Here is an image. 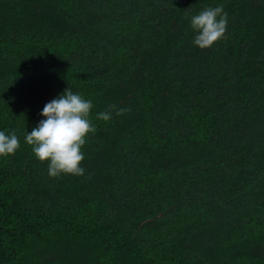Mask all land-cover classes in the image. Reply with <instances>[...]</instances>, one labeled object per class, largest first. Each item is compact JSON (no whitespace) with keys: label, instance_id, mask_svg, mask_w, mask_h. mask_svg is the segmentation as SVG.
Listing matches in <instances>:
<instances>
[{"label":"trees","instance_id":"1","mask_svg":"<svg viewBox=\"0 0 264 264\" xmlns=\"http://www.w3.org/2000/svg\"><path fill=\"white\" fill-rule=\"evenodd\" d=\"M69 87L95 130L53 177L24 136ZM0 129V264H264V0H0Z\"/></svg>","mask_w":264,"mask_h":264},{"label":"clouds","instance_id":"2","mask_svg":"<svg viewBox=\"0 0 264 264\" xmlns=\"http://www.w3.org/2000/svg\"><path fill=\"white\" fill-rule=\"evenodd\" d=\"M227 24L228 14L222 4L208 6L193 14L190 17V26L194 31L193 44L200 48L211 47L224 36ZM92 107L90 99L74 92L71 87L66 88L44 105L40 112L44 118L31 131H26L25 142L31 145L38 160L47 161L49 176L55 177L61 173L84 175L82 147L87 134L95 130L90 119ZM116 111L119 114L123 109ZM96 118L108 121L112 118V112H97ZM19 146L15 131L0 129V156L14 154Z\"/></svg>","mask_w":264,"mask_h":264}]
</instances>
